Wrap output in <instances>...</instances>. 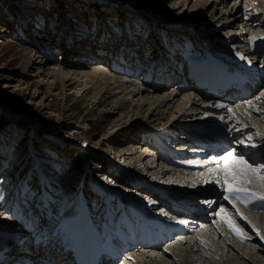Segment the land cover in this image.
<instances>
[{"label": "bare ground", "instance_id": "obj_1", "mask_svg": "<svg viewBox=\"0 0 264 264\" xmlns=\"http://www.w3.org/2000/svg\"><path fill=\"white\" fill-rule=\"evenodd\" d=\"M157 1L166 2L167 9L181 6L180 15L188 11L186 19L183 21L179 19L175 24L166 19H156L167 28L165 39L168 38L169 30L174 33V42L153 43V45L150 43L152 46H143V50L138 47L139 52L131 49L127 44L117 49L106 50L105 45L109 36L93 33L89 38L86 36L80 40L81 48L69 50L71 46H76L80 42L78 40L71 45L66 43L69 47L62 46V49L59 47L65 50L63 64L67 66H49L50 64L46 63L48 60L43 59L33 66L36 77L51 79L49 88L59 84L63 88L67 87L69 91L74 89L76 96L91 103L93 107L91 111L96 110L98 114L96 123L100 125L106 122L110 130L106 132L105 137L112 138L113 144L119 141V137H122L120 142H128L127 146L116 149V155L112 154L114 161L121 167H116L115 172L121 175L120 179L125 183H134L137 186L139 184L143 193H140L139 189L129 190L131 196L137 200L134 198L120 201L118 206L112 204V200H108L112 205L104 208L105 218L100 219L101 224H98L85 202L77 196L79 192L82 196L86 192L88 198L96 200L98 192L93 191L89 195L84 185L78 186V189H81L78 194L69 193L68 204L74 206L76 212H62L58 208V202L62 198L56 197L58 192H52L56 191L51 184L55 181L53 175H46L43 172L39 176L40 178L45 175L44 178L39 179L40 183L43 182L45 185L40 187L41 193L35 202L28 198L24 188L3 194L5 188L2 186L3 182H0V250L5 255L0 264L5 261L8 264H23L26 258V264H39L44 258L55 261V264H76L73 257L77 258L88 248L96 246L104 247L106 251H130V254L125 256V260L118 264H170V262L202 264L200 261L204 260L203 254L200 255L199 260H196L194 255V250L198 251V243H190L198 235L197 232L191 234L194 231L193 224L200 223L197 221L199 219L205 220L204 222L209 221L212 225L213 230L208 235L211 228L205 224L206 238L213 234V239L219 237L225 244L243 245L244 253L257 260L256 253L250 254V251L255 249V246L249 243L253 238L261 243L259 249H263L264 252V241L256 236L252 226L235 216V210L227 201H223L222 194H218L220 187L214 181L203 183L204 179H211L208 169L215 168L216 164L221 162L220 157L225 154L215 155L222 150L221 146L225 148L226 143L230 147L229 151L235 149L245 160L248 161L247 157H249L253 164H259L254 167L264 164V145L251 149L237 143L239 139H245L247 143L246 136L252 134L253 142L259 144L260 141L254 134L257 131L264 132V58L257 56L260 51H264V39H260L264 37V0ZM241 3L243 6L240 7ZM153 16L154 13L146 12L144 18L148 20L153 18L154 20L151 21L155 23ZM191 32L196 34H189ZM179 33L195 40L176 37ZM206 35L209 37L206 38ZM201 37H205L210 44H205ZM252 37L257 39L250 40ZM54 38L55 34L51 40ZM38 40L37 44L47 49V51L42 49L45 55L54 57L51 49L54 45L50 43L45 46L44 43L48 42L47 38ZM58 42L54 41V43ZM227 42H230L228 46L232 50L225 46ZM104 58H110L108 64L104 62ZM112 59H120V63L116 64ZM92 60L98 62L89 64L88 62ZM31 61V57H27V62ZM33 64L36 63L32 62L31 66ZM79 65L83 69H77ZM111 71L139 77H125V75L121 77L112 74ZM247 72L254 76L246 78ZM234 73L241 75L242 80L235 79L239 80L238 85L241 88L255 87L249 96H240L235 84H230L228 88L225 86L229 82L228 76ZM244 79H247L248 83L244 82ZM165 80L171 81L172 85L166 86ZM158 81L165 82L159 85ZM189 87H193L194 94L192 91L186 93L190 90ZM229 99L233 100L228 101ZM248 104L254 107L249 108ZM217 105L225 107H217ZM40 106L45 107L42 102ZM229 108L233 111L229 112ZM114 110L117 113L116 117L112 116ZM18 111L20 110L16 112ZM237 120L247 124L248 127L236 131V128L241 127V124H237ZM218 137L222 139L219 140ZM201 141L203 147L197 149ZM59 142L67 141L59 140ZM97 144L102 145V142L98 141ZM216 145L219 148L211 150V147ZM213 157L216 158L215 161ZM167 160L174 163L183 161L181 164L183 168L173 164L170 166ZM86 165L84 167L88 171L89 167ZM91 180L95 184H100L94 176ZM108 185L109 188L115 186L113 183ZM252 187L256 191H264V181L256 180ZM32 188L34 187L30 186L28 191L32 196L31 199L36 196V192L31 193ZM122 189L124 192L125 188ZM28 200L30 202L28 204L21 203ZM209 201L214 203L209 204ZM221 206L228 208L236 223L248 233L250 239L245 240L247 244H242L223 224L217 231L213 220L216 219L215 212ZM239 207L244 216L251 221V225L264 234V213H248L254 208L261 207L259 205L246 209L243 205ZM115 211L123 212L117 216L118 219L120 217L121 223L114 226L110 224L109 227L107 220L110 218L113 221L111 216ZM24 212L29 214V218H33V223L34 218L38 217L37 221L41 226L51 231L39 243L31 242L30 234L27 232H30L28 229L33 223L21 221L25 216ZM206 213L209 216H206ZM125 215L132 217L126 221ZM14 216L19 217L17 221L20 223L13 220ZM92 217L95 219V225L107 231L106 234L99 236L97 227L90 221ZM209 217H212V220H209ZM135 219L144 222L140 230L132 229L131 225L134 228L137 225ZM24 224L27 225L25 227L27 229L23 228ZM121 224L126 225L122 228ZM166 224L173 225V230L167 229ZM147 225H154L151 227L158 228V231L149 233L151 229ZM122 229L127 236H123ZM119 235L122 240L120 247L115 243L120 239ZM175 236L177 240L160 247L161 240L169 241ZM186 241L187 245L184 247L183 243ZM67 248L74 251L73 255ZM236 253L238 255L239 252ZM239 255L245 258L244 254L239 253ZM250 262L256 264L255 261L250 260ZM104 264L108 262L105 261ZM224 264L229 263L225 261Z\"/></svg>", "mask_w": 264, "mask_h": 264}, {"label": "rangeland", "instance_id": "obj_2", "mask_svg": "<svg viewBox=\"0 0 264 264\" xmlns=\"http://www.w3.org/2000/svg\"><path fill=\"white\" fill-rule=\"evenodd\" d=\"M165 3L157 0H0V182H3L2 186L5 188L3 194L8 191L13 193L15 190L20 191L21 188H24L28 198L35 202V199L40 196V187L45 185L39 181L45 175L40 178L39 176L45 172L46 175H53L55 178L54 183L51 184L56 188V191L52 192H58L56 197L62 198L58 202V208L62 212H76L74 206L68 204L69 193L78 194L81 190L78 189L80 184L86 187L89 195L93 191L98 192L96 200L88 198L86 192H83L84 196L80 192L77 196L78 199L85 202L90 213L97 217L96 222L101 224L100 219L104 220L105 218V211L103 210L108 205L115 204L118 206L120 201L134 199L135 197L131 196L129 190L136 191L139 189L140 193H143L139 184L137 186L134 183H125L120 179L121 175L115 172L116 167H121L114 161L112 154L116 155V149L127 146L128 142H120L122 137H119V141L113 144L112 138L105 137L106 132L110 130L106 122L100 125L96 123L95 119L98 114L96 110L91 111V108L93 109L91 103L84 101L80 96H76L74 89L71 92L67 87L63 88L59 84L49 88L51 79L36 77L33 66L42 59L48 60L46 63L50 64L49 66H67L63 64L65 50H61L62 46L64 48L69 47L66 43L71 45L77 40L86 38V36L89 38L93 33L95 35L97 33L99 36H109L105 45L106 50L117 49L121 45L127 44L131 49L139 52L138 47L143 50V46L150 47L153 43H172V41L174 42V33L169 30L168 38L165 39L164 35L167 33V28L158 23L156 19H166L175 24L179 19L185 20L188 11L180 15L181 6L176 9L172 7L167 9ZM241 6H243L242 3ZM146 12L154 13L155 23L151 21L154 20L153 18L150 20L144 18ZM54 34L55 38L51 40ZM189 34L195 35L196 33L191 32ZM176 37L195 40L180 33L176 34ZM176 37L175 40L178 41ZM208 37L209 35H206V38ZM37 38L40 40L47 38L49 43H44L45 46L50 43L54 47L56 46V48L51 47L54 57L45 55L43 50L47 51V49L37 44ZM201 39L205 44H210L205 37H201ZM54 41L59 42L54 43ZM80 43L81 41L76 46H71L69 50L81 48L82 44ZM229 44L230 42H227L225 46L232 50L228 46ZM115 45L116 47H114ZM257 56L264 58V51H260ZM27 57H31L32 61L28 63ZM109 59L104 58V62L108 64ZM112 60H115L116 64L120 63V59ZM32 62L36 64L31 66ZM93 62L95 60L88 63ZM99 63L102 62L99 61ZM77 69L83 68L79 65ZM111 72L117 76L121 75V77L124 75L125 77H139ZM142 82L146 84L143 80ZM169 84L166 86H170ZM189 88L190 90H187L186 93L192 91L194 94L193 87ZM202 99H206V97H202ZM41 102L45 106L44 108L40 106ZM17 110L20 111L16 112ZM112 116H117L115 110ZM59 140H66L70 144L67 145V142L60 143ZM98 141L102 142V145H96ZM221 148L222 150L218 151L215 156L226 154L230 147L226 143L225 148L222 146ZM247 159L248 163L253 166L259 165L253 164L249 157ZM3 161L4 163H2ZM167 161L170 166L173 164L178 168H183L181 165L183 161L175 163ZM85 165L89 167L88 171L85 169ZM92 176L98 179L100 184L93 183ZM161 180L162 182L165 181L163 178ZM111 183L115 185L113 188L108 187V184ZM30 186L34 187L31 193L36 192L33 199L28 193ZM122 188H125L126 191L122 192ZM62 190L65 192L64 195ZM218 194H222L221 190ZM108 200H112V204H109ZM21 203L25 205L30 202L28 200L21 201ZM93 206L94 208H92ZM152 206L155 207V205ZM121 212L115 211V214L113 213L111 216L113 222H118L117 216ZM250 212L264 213V209L254 208L248 213ZM127 215H125L126 221L132 217V215ZM206 216L209 215L206 213ZM108 219L110 220V218ZM37 220L38 217H35L34 221L37 222ZM93 220L95 221V219ZM209 220H212V217H209ZM197 221L200 223L193 224L194 231L191 235L197 232L207 242V246L200 243L197 239L198 235L190 243H198V251L194 250V255L196 260H199L200 255L203 254L204 260L200 261L202 264H224L225 261L229 264H253L250 260L255 261L256 264H264V252L263 249H259V244H261L259 241L256 242L252 238V241L249 242L255 246L250 254L256 253V260V258H250L244 253L243 245L225 244L219 237L215 238L216 240L213 239V234L206 238V228L202 225L207 224L209 228L212 225L209 224V221L204 222L205 220L202 219ZM37 224L40 223L37 222ZM212 230L213 228L208 231V235ZM175 237L165 241L160 247H165V244L168 245V243L171 244L177 240ZM247 243L242 242V244ZM186 245L187 241L183 243L184 247ZM156 248L158 249V247ZM237 251L244 254L245 258L239 253L237 255ZM192 259L191 257L190 260ZM172 263L170 262V264Z\"/></svg>", "mask_w": 264, "mask_h": 264}, {"label": "snow or ice", "instance_id": "obj_3", "mask_svg": "<svg viewBox=\"0 0 264 264\" xmlns=\"http://www.w3.org/2000/svg\"><path fill=\"white\" fill-rule=\"evenodd\" d=\"M256 37L250 38V40H255ZM264 39V37L260 38ZM217 107H225L224 105H217ZM247 107H254L248 104ZM229 112L233 110L228 109ZM257 111H261L257 109ZM237 124H241L240 128H236V131H242L243 128H247V124H242L237 120ZM255 137L260 141V143L253 142L254 137L252 134L246 136L247 143L245 139L237 140L239 145H243L245 148L255 149L264 145V132L257 131ZM215 161L216 158L213 157ZM220 161L216 164L215 168H209L208 172L211 179H204L203 183H212L213 181L220 187L222 192L223 201H227L231 205L232 209L235 210V216L240 217L245 220L250 226H252L253 231L256 236L259 237L261 241H264V234H261L259 229H256L254 225H251V221L248 217L244 216L239 205H243L245 208L259 205V207L264 208V191H256L252 187L256 180L264 181V164L259 167H254L252 164L248 163L242 155H239L235 149L227 151L226 154L220 157ZM255 178V180H254ZM209 204L214 203L212 201ZM216 219L213 220V224L216 225L217 231L220 230V225H225L228 230L237 237L241 242L250 239L248 233L240 227L236 220L233 218V214L229 212L228 208L221 206L218 211L215 212ZM180 223H185L180 221ZM205 227L206 226H203ZM197 239L202 245L207 246V242L202 236L198 235ZM168 251V249H165Z\"/></svg>", "mask_w": 264, "mask_h": 264}]
</instances>
